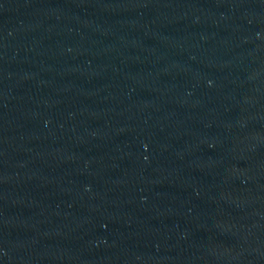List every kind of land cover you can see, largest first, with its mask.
<instances>
[{
  "label": "water",
  "instance_id": "1",
  "mask_svg": "<svg viewBox=\"0 0 264 264\" xmlns=\"http://www.w3.org/2000/svg\"><path fill=\"white\" fill-rule=\"evenodd\" d=\"M0 264H264V0H0Z\"/></svg>",
  "mask_w": 264,
  "mask_h": 264
}]
</instances>
